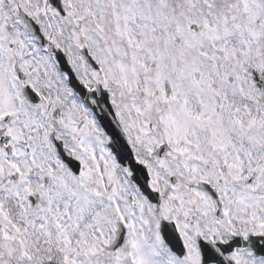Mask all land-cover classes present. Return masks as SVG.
I'll use <instances>...</instances> for the list:
<instances>
[{"label": "snow or ice", "instance_id": "obj_1", "mask_svg": "<svg viewBox=\"0 0 264 264\" xmlns=\"http://www.w3.org/2000/svg\"><path fill=\"white\" fill-rule=\"evenodd\" d=\"M0 264H264V0H0Z\"/></svg>", "mask_w": 264, "mask_h": 264}]
</instances>
